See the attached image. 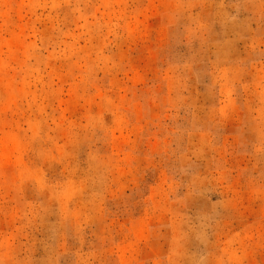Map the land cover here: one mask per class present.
<instances>
[{
	"label": "rangeland",
	"instance_id": "374dc122",
	"mask_svg": "<svg viewBox=\"0 0 264 264\" xmlns=\"http://www.w3.org/2000/svg\"><path fill=\"white\" fill-rule=\"evenodd\" d=\"M0 264H264V0H0Z\"/></svg>",
	"mask_w": 264,
	"mask_h": 264
}]
</instances>
